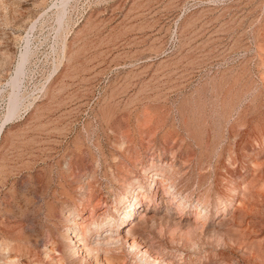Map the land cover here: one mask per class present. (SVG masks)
Segmentation results:
<instances>
[{
	"label": "rangeland",
	"instance_id": "1",
	"mask_svg": "<svg viewBox=\"0 0 264 264\" xmlns=\"http://www.w3.org/2000/svg\"><path fill=\"white\" fill-rule=\"evenodd\" d=\"M153 172L173 210L127 221ZM134 223L148 264H264V0H0V264H146L70 243Z\"/></svg>",
	"mask_w": 264,
	"mask_h": 264
},
{
	"label": "bare ground",
	"instance_id": "2",
	"mask_svg": "<svg viewBox=\"0 0 264 264\" xmlns=\"http://www.w3.org/2000/svg\"><path fill=\"white\" fill-rule=\"evenodd\" d=\"M148 179L149 181L146 190H143L140 186L131 189L130 198L127 199L124 206L123 216L127 221L133 219L135 214H138V217L141 215L139 218V223H141L142 221H145V219H151L157 211L169 213L171 209L173 210V189L169 179L165 178L163 174H160L159 172L149 174ZM147 197L155 202L156 206L149 208L148 204H146L140 211L139 209L142 204L147 201ZM177 206L179 207V205ZM199 217L200 215L198 212L194 222H197ZM65 220L73 221L74 219L67 217ZM138 225V223H134L127 231H122L119 228H108L106 231H101V233L89 240H86V238L79 233L74 232L70 237V243L73 245V250L77 251L84 259L91 260L94 263L100 261L98 251H108L113 247L122 245L128 248V251L136 257L137 261L148 264L145 258H142V256L148 252L147 247L144 244L142 245L138 243L135 239H131V233ZM107 231L110 233L107 234ZM156 264L162 263L156 262Z\"/></svg>",
	"mask_w": 264,
	"mask_h": 264
}]
</instances>
